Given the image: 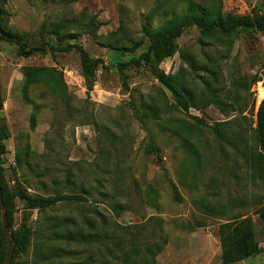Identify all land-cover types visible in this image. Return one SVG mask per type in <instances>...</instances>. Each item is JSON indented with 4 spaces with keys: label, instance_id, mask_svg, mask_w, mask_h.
<instances>
[{
    "label": "rangeland",
    "instance_id": "rangeland-1",
    "mask_svg": "<svg viewBox=\"0 0 264 264\" xmlns=\"http://www.w3.org/2000/svg\"><path fill=\"white\" fill-rule=\"evenodd\" d=\"M194 1L213 10L211 20L264 13V0ZM188 10L187 0H0V22L26 34L30 46L42 40L65 46L74 40H60L52 28L83 11L96 15L101 41L83 31L76 41L104 61L90 82L75 49L24 57L0 39V118L8 130L3 160L10 189L87 198L38 208L17 197L14 264H144L149 244L155 264H264V157L257 133L264 32L184 31L159 68L192 97L189 113L149 65L119 67L150 46L144 26L157 28ZM77 28L73 22L62 31ZM131 40L139 45L132 47ZM26 65L62 71L71 104L43 83L33 85L26 100ZM26 145L34 161L25 179L17 176L19 185L12 166ZM237 218H251L262 251L227 263L220 225ZM25 226L33 230L29 237L20 233ZM134 243L137 255L130 251Z\"/></svg>",
    "mask_w": 264,
    "mask_h": 264
},
{
    "label": "trees",
    "instance_id": "trees-1",
    "mask_svg": "<svg viewBox=\"0 0 264 264\" xmlns=\"http://www.w3.org/2000/svg\"><path fill=\"white\" fill-rule=\"evenodd\" d=\"M189 10L184 14H178L173 18L167 20L164 24L157 28L149 26L143 27V32L150 38V46L138 58H132L129 62L119 64L121 71L129 65H149L155 77L163 83L173 94L177 106L186 113H189L192 108V97H190L184 87L176 80L174 75L167 74L164 70L159 68V64L167 57L171 56L177 49V39L184 33V31L191 27L197 26L204 33H211L220 31L228 34L238 28H254L264 32V13L253 18L248 16H218L211 20L209 17L213 15V10L203 6L194 0H187ZM68 24L60 23L52 28V32L57 34L60 40H74L65 46H54L50 41L42 40L40 45L30 46L27 43V37L24 33L15 32L6 29L0 22V39L12 42L18 47V54L24 57H29L34 54L52 55L55 56L57 52H68L71 50L77 51L81 58V63L85 76L92 82L96 76L97 68L103 65L104 61L101 58H93L82 44L76 40L79 38L80 31L88 32L94 35L98 41H101V36L98 35V30L101 22L96 15H89L86 11L81 12L78 16L68 18ZM76 22L78 25L77 32H64L63 28ZM132 47H137L139 42L131 40ZM116 46L125 48L120 42H116ZM23 73V97L30 101V89L33 85L43 83L45 84L66 106L71 104V96L68 93L67 84L64 80L63 72L56 67L45 65H26L22 69ZM260 104L257 112V133L261 145L260 155L264 157V100ZM198 119L197 117H195ZM202 120V119H201ZM36 123V112L32 113V126ZM175 121L170 120L168 124L174 126ZM219 132V128H216ZM8 135L3 119L0 118V182L5 210L8 221V229L11 232V237L16 245L17 236L13 231V215L16 206V198L20 197L25 200L32 207L48 208L63 201H86L87 198L81 194H64L56 192L49 195H29L24 191L11 190L6 181V166L3 160L4 145L3 139ZM188 142L191 140L189 138ZM32 160L34 161V151L28 145L19 147L15 155V165L12 166V171L16 177L20 174V178L25 179V170L32 167ZM20 178H16L17 184L20 185ZM175 191L178 194V190ZM208 206L207 211L211 212ZM262 215L264 216V207L262 208ZM138 227V226H136ZM131 228V227H129ZM23 236L29 237L33 230L29 227H24L21 232ZM220 237L223 249V259L225 262H234L262 251L258 242L255 239L253 231V223L251 218L234 219L220 225ZM163 242H167V238H163ZM8 249V238L3 230V219L0 212V264H4L6 260ZM131 253L137 255L140 252L138 243H134L130 247ZM15 253L13 258L15 257ZM126 259L130 254L124 256ZM144 264H155L154 246L149 244L144 253ZM11 264H14L13 260Z\"/></svg>",
    "mask_w": 264,
    "mask_h": 264
},
{
    "label": "water",
    "instance_id": "water-1",
    "mask_svg": "<svg viewBox=\"0 0 264 264\" xmlns=\"http://www.w3.org/2000/svg\"><path fill=\"white\" fill-rule=\"evenodd\" d=\"M0 212H1L2 219H3V230H4L6 237L8 238V249H7V255H6V260L4 264H11L13 254H14V240L11 237V233L8 229V221H7L5 204H4L3 195H2L1 182H0Z\"/></svg>",
    "mask_w": 264,
    "mask_h": 264
},
{
    "label": "built area",
    "instance_id": "built-area-1",
    "mask_svg": "<svg viewBox=\"0 0 264 264\" xmlns=\"http://www.w3.org/2000/svg\"><path fill=\"white\" fill-rule=\"evenodd\" d=\"M259 87H258V91L259 93H257L258 96V101H263L264 100V78L261 81H258Z\"/></svg>",
    "mask_w": 264,
    "mask_h": 264
}]
</instances>
